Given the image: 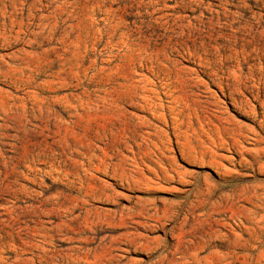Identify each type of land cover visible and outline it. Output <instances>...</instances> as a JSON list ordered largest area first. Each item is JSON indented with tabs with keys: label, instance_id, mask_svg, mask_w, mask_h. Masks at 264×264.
Returning <instances> with one entry per match:
<instances>
[{
	"label": "rangeland",
	"instance_id": "1",
	"mask_svg": "<svg viewBox=\"0 0 264 264\" xmlns=\"http://www.w3.org/2000/svg\"><path fill=\"white\" fill-rule=\"evenodd\" d=\"M0 264H264V0H0Z\"/></svg>",
	"mask_w": 264,
	"mask_h": 264
}]
</instances>
